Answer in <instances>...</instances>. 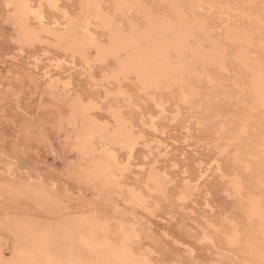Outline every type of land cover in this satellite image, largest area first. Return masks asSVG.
<instances>
[{
  "label": "rangeland",
  "instance_id": "1",
  "mask_svg": "<svg viewBox=\"0 0 264 264\" xmlns=\"http://www.w3.org/2000/svg\"><path fill=\"white\" fill-rule=\"evenodd\" d=\"M10 1L11 0H0V244L3 247V254L5 258H9V257L16 258L18 260L17 264H32L31 260L33 261V258H35L34 253L32 251V246L34 245L33 239L31 243V240L29 238V231H28L29 228H27V226L23 224L17 218L18 216H21L22 218H26V219H33L36 221L56 222L57 221L56 219H60V217L64 215L91 214V215L98 217L99 219L105 220L109 224L112 223L111 226H115L118 222L124 223L126 226H130L131 227L130 229L133 231L134 236H135L134 238L135 251L141 257L147 258L150 264H167V263L168 264H178V263L179 264H208L209 262H210L209 264H250V263L257 264V262H251L252 260L249 259L248 257L249 246L247 242V237L254 236V239L257 242H260V237L257 231L255 218L251 217L247 213V209L245 207H246L248 196L250 197L256 196V195L260 196L262 193H264V186L257 187L256 186L257 184H255L257 183L258 177H260L262 173V170H261L262 168L260 164L263 163L264 165V159L262 157L264 155L261 154V152L264 154V150H263L264 149V137H263L264 135V125H263L264 124V119H263L264 118L263 117L264 116V109H263L264 104H261L259 101L256 102L257 97L253 91H251L252 93H250L251 85H250V80L248 79H250L251 77V70H248V68L244 66L236 58L235 59L237 61L234 59L235 57L233 56L235 55L234 53L240 48L242 44L239 46L240 43L238 41H236L235 43L233 42L234 40H230L227 37H225L224 30L228 29L227 27H229V29L230 28L233 29L235 27L234 28L235 30L239 28L238 29L239 31H242L245 34L248 33L250 35V38H252L251 39L252 43L254 42L255 44V45L252 43L250 44V51L252 52L255 51L254 53H256V57L253 58L255 54L253 53L254 55L253 54L250 55L252 52L251 53L249 52L250 58H253V59L256 58L257 60L260 59L259 61L260 62L262 61V63H264V60H263L264 59V56H263L264 55V51H263L264 50V46H263L264 45L263 44L264 24H262L264 23V0H243V1L242 0L240 1L238 0H228V1L227 0H214V1L208 0L207 2H205L206 0H203L204 1V2L202 1L203 3L205 4L208 3V4H206V6L202 4L203 7L201 6V8H198L200 11H198V9L194 10L195 14H194L193 9L189 7L191 6L190 1L182 0L180 3V0H177L179 1V3L178 2L177 3L180 5V7L184 9L182 11H184V13L188 17H192L193 15L199 18L201 21L205 18L203 20V23L205 24L207 23L206 24L207 27L205 24L204 26L206 29L210 28L208 29V31L210 30L209 32L207 30H205V32H206V35L208 34L207 36H209L210 39L212 40L215 39L216 42L219 40L218 43L221 44V46L223 47V50H225L224 46H227L226 50L224 51V53H226L224 54L225 58L223 56L221 65L218 66V64L215 63L216 65L212 64L210 66H207L208 75L210 73L209 77L205 78L204 76L201 75V78H197L202 83H198V80H193L195 91H196V87L198 88L197 90H199V91H196V94L194 95V97L192 96L189 99H187L186 97L188 101L182 99L183 101L180 100L179 102L178 100L181 99L180 97L183 95L181 94L180 86H177L178 84L172 85L173 87L171 86V89L170 87L167 89L165 86H162L161 88H159V90L156 89L154 91L152 90L149 91L150 93L152 92L154 93V94H150L148 92L149 97H153V98L155 97V99L157 98V100L152 99V98L149 99L147 95L144 96L146 92L142 94L144 90L143 89H142L143 91L140 90L142 86L140 87V84L138 80H136L137 78L135 77L133 73H130V74L128 73V76L118 73L117 71L118 69L116 68L117 63H116V59L114 56L111 55V57H109L108 55L106 56V58L102 60L100 59L101 61L91 58L93 56H90L89 59L91 60L88 59L89 62H86L83 56H80L78 54L73 55L71 51L69 50L64 51L66 49V44L64 43V41L58 42V40H56L55 38V34L57 33V30L58 32L63 31L67 27L66 26L67 19L71 18V17L69 18L65 17L67 16V14H69L68 16H72L70 20L78 19L82 16L83 11H84L83 2H81L82 0H58L57 8L59 7V9H55L51 7L49 5L50 4L49 0H42V4H41L42 6L40 5L41 8L43 9L42 14H44L42 20H43V23L45 24L44 27L46 25L47 27L44 28L43 26L38 24L33 18L30 19V25L37 32L39 30L42 31L43 29L46 30L49 28L50 32L52 33H48V32L46 33L45 31L44 32L39 31L38 37L34 39L33 41H23L20 39L18 32L16 31V28L12 23L14 7ZM106 1L108 2L107 4H106ZM153 1L152 0H140V1L138 0V3H140L142 6L144 5L147 10L149 9V7H151V9H149V12L151 14L153 13L154 15H160V14L163 15L164 13V15L168 16V5L171 2V0L170 2L167 0H166L167 2L162 0L161 4L163 3V5L160 4L161 0L160 1L153 0ZM209 1L211 2L210 4H209ZM225 1L227 2V5ZM232 1H234L235 3ZM32 2L38 3V0H33ZM100 2H101L100 3L101 11H103V13L106 15H107L106 12H108L109 15L110 14L113 15V18L110 15L112 20L114 19V22L116 21L118 25L120 24L119 26L120 27L122 26L123 29L129 23L139 24L140 21H142V18L140 17V15H138V12L135 8H130V10L133 9L132 12L130 10H126L127 12L128 11L131 12L130 14L128 12L129 14L128 15V14H125V11L116 12L113 9L114 5L112 3L113 2L112 0H101ZM228 2L230 4H228ZM232 4L237 6V8L239 6V8L237 9L236 7H234V5L232 6ZM60 8H63V9H60ZM65 10L67 12L66 15L65 16L61 15L63 14V11ZM248 11H250V13ZM112 12H115V13H112ZM245 12L247 13V15ZM138 17H140L141 19H139ZM59 18H61V20H59ZM131 19L134 21H132ZM92 21L95 23L93 24L94 27L96 26H99V27H96L95 29L91 25L93 23ZM99 21L100 20H97V19L96 20L91 19L92 23L90 24L89 27L91 31H93V33L95 34L94 37H96L97 40L98 39L101 40L102 44L109 43L108 42L109 40L108 32L107 30H105L106 28L103 29V27H100L102 26V23ZM225 23H227L228 25L231 24L232 26L231 25L227 26L225 25ZM223 24L224 26H221ZM233 25L235 26L233 27ZM41 27H43L42 30H41ZM215 27L216 29L214 30ZM211 28H213L215 32H213ZM222 28L224 30H222ZM217 35L219 38L217 37ZM99 40H98V43L101 44L100 43L101 41L99 42ZM237 46L239 48H237ZM261 47L263 50L261 49ZM44 49L48 51V53L45 52ZM233 50H236V51H233ZM70 54H72V56H70ZM63 58L65 61L63 60ZM227 58L229 59L227 60ZM225 59H226V61H224L225 64H223V60ZM238 62L241 64H239ZM63 63L64 65H62ZM95 63L98 65H96ZM229 64L232 66H230ZM87 65L89 67L91 66L92 67L88 68ZM223 65L226 66V67L224 66L225 67L224 73L223 71H221L222 70L221 68L223 67ZM114 66H115L114 70L116 69L115 71L113 70ZM109 67L110 68L112 67V68L109 69ZM105 73L107 75H104ZM124 77L126 79H124ZM210 77L213 79L211 80ZM214 77L216 79H214ZM106 78L111 82V86L109 84L110 82ZM119 78L121 82L118 81L117 83V80H119ZM54 79L55 80L58 79V80L55 82ZM64 79L65 80L69 79L68 80V82H70L69 85L64 86V83H65ZM234 79H236L238 82ZM205 80H207L208 82L206 81L207 82L206 83ZM239 80L241 81V83ZM210 81H212L211 85L209 84ZM216 81L217 83L218 82L222 83V86L220 84L219 90L217 88L216 89L214 88L215 91L211 92L212 91L210 90L211 88L213 89V87H216V86L218 87L219 83L216 84L215 83ZM222 81H225V82H222ZM50 82H54L56 84V87L54 89L50 87ZM105 85L106 87L108 86V88H106ZM229 85H230L231 90L229 89ZM240 85L241 87H238ZM117 86H119L120 89ZM208 86L209 87L211 86V88L209 89ZM220 87L222 90L220 89ZM226 87H228V89ZM113 88H115L116 91H114L115 89ZM204 89H206V91ZM112 90L115 93L114 92L111 93ZM133 91L135 93L136 92L139 93L140 91L139 95H141V97L140 96L138 97L137 93L136 95H134L135 93ZM155 91H156V94H155ZM170 92L173 94L174 97L172 96ZM202 92H205V93H202ZM203 94L205 95V97ZM209 94L210 95L212 94L211 97L209 96ZM215 94L216 95L218 94V99H217V96H215ZM234 95H236L238 98ZM136 96L138 97L137 100H136L137 98ZM213 96H215L214 99H213ZM59 97L60 99H58ZM208 97L210 98V101ZM231 97H233L234 99V100L232 99L233 102L230 101V99L228 100V98H231ZM79 98L81 99V101L83 100L82 104L84 105L88 104L92 106L91 107L92 109H90V116L93 115V117L95 116V118H93L92 116L91 118L93 120H96L97 118L98 120L96 121L100 125L104 124L102 126H105L109 131H113L116 128L117 121H116V117L114 116V113L116 112L119 113V111L121 112L119 113L120 115L123 114L121 115V117L124 116L123 119L127 122V124H131L132 126H134L132 127V129H133V132L136 134L134 136H137L136 137L137 143L134 146V151L132 153V156L129 158V164H130L129 167H126L127 169L125 168L123 169L124 173L121 174L122 176L118 175L121 178V179L119 178L120 186L114 185L115 188L114 186H106V187L101 186L100 187V185L98 184L99 186L97 187V184H95L96 190H92L94 188L93 186H91L90 182H84V181L82 182V180L84 179L82 175H80L81 170L79 171V173L75 171L76 167L79 166V168L80 167L85 168V166L87 165V162L85 159L86 157H84L83 155H80L81 153L78 151L79 148H78L77 140H76V131H78L79 123L76 122L74 124H71V122L69 121V117L72 113V108L70 110V107L72 106V103ZM206 98L210 102V103L208 102L210 106L208 104L206 105L207 103L206 102L207 100H205ZM223 98L225 99V101ZM240 98L242 99V101ZM139 99L142 102H140ZM200 99H202L201 100V102L203 101L202 103H199ZM113 100H114V103H113ZM153 100L155 101L151 102ZM192 101H193V104H192ZM181 102H184V103L182 104ZM245 102L248 104H246ZM197 103H199V105L196 106ZM97 104L100 106L99 108H97L98 106ZM127 104H129L128 107L129 106L131 107L132 105L133 108L132 107L131 108L134 110L131 111V108L130 107L128 108L126 106ZM260 104L262 105L261 107L259 106ZM134 105H138V106H134ZM191 105L193 107H191ZM115 107H117L119 110L116 109ZM134 107H137V109ZM210 107H212L213 109ZM55 108H58L59 110ZM159 108L162 110H160ZM257 108L259 111L257 110ZM186 110L187 112H189L187 113L188 115L186 114ZM160 111L162 112L160 113ZM232 111H234V113ZM140 113L143 114V117L141 116V118H140ZM170 113L171 115L172 113H175L177 117L175 118L174 116L175 119L174 118L172 119L173 116L170 118L171 116ZM194 113L196 114L195 115L196 117L194 116ZM156 116H159V117H156ZM218 116L220 117L218 118ZM125 117L127 118L125 119ZM190 117H193V118H190ZM198 117L204 121H202L201 123V119H199ZM207 117L210 118V119L208 118L209 119L208 121H207ZM205 118H206V121H205ZM104 119H106L107 121H105ZM141 119H142V123H141ZM170 119H172L171 121H174V122H171ZM197 119L198 121H196ZM243 119H246V120H243ZM127 120H130L129 122H132V123H128ZM152 121L155 122V129H153V127H151L150 125ZM189 121L191 122L189 123ZM195 122H199L198 125H196L197 123ZM223 123L225 124L223 125ZM107 124H110L112 126H109ZM186 124L188 125V128ZM141 125H143L144 127ZM139 126L141 127L140 129H139ZM246 126H248L247 128L249 129H247ZM216 130L218 131L217 133H216ZM256 130L258 131L257 133H256ZM137 131H139V134L137 133ZM154 131H157V132H154ZM252 131L253 133H251ZM232 134L234 135V138H233L234 140L231 139L233 137ZM185 135L187 136L185 137ZM204 136L206 139L204 138ZM254 136L256 139L254 138ZM193 137L195 139H193ZM247 138H249V140ZM11 139H12V142H11ZM229 139H231L230 140L231 142L229 141ZM226 140L228 141V143ZM204 141L206 142L204 143ZM155 143H158L159 145L158 144L156 145ZM256 143L260 145H255ZM261 145H263V148H260L262 147ZM122 146H124V144L119 143L113 147L114 149L112 148L114 153L117 150L115 154L118 155L117 158L119 160V163L121 162L123 163V161L127 159V153H128L127 148L126 150H124L125 146L124 147ZM168 146L169 148H167ZM216 146H218L217 147L218 150L220 149L219 151L216 149ZM97 147L99 148L97 149V151L100 150L101 148L100 145H97ZM214 148L216 149L217 152H215ZM258 149L259 150L261 149V152ZM233 152L235 153L234 157L232 156L234 154ZM248 153L249 155H247ZM258 154L259 155L261 154L260 155L261 157ZM233 158L236 160V162ZM14 160H18V161H14ZM33 160H35V162ZM216 160L223 167L222 173H220V171L218 172L215 168V166L217 165ZM241 160L243 162L242 163L243 166H245L244 162L249 160L247 162H249V166L251 167V169L250 167L248 169L247 168L243 169L240 163ZM163 162L165 163L163 164ZM122 163L121 165L124 164ZM231 163L233 164L232 166H231ZM144 164L148 166H145ZM10 165L12 166L10 167ZM141 165L143 167H141ZM68 166L70 170H68ZM255 166L256 167L260 166L259 171L261 172H259L257 170L258 168H255ZM158 167H159V170L161 171V174L166 172L164 174H166L165 176L167 178L166 186L167 185L168 186L166 187L167 189L166 188L164 189L165 191H162L163 193L162 195H161V191H156L153 188H151L152 185L146 179L147 178L146 176H148V173L150 172V170L151 171L154 170L157 172ZM238 167L241 169V171ZM147 168L149 169L147 170ZM200 168H204V169H200ZM252 169L253 171H251ZM255 169L257 171H255ZM134 173L136 176H134ZM223 177L226 180H224ZM186 178H188L187 182L190 181L191 184L195 186V188L192 190L191 195L187 198V200L183 201L185 203H183L182 201L178 200L177 193L183 188L184 184L187 183ZM181 179L183 181H180ZM234 180H237L240 183L239 185L240 189H235L233 185L235 182ZM253 180L254 181L256 180V181L254 182ZM21 181L22 183H31L36 186H39L49 195H52L54 199L56 198V200H58L57 201L58 206L62 208V211L56 213V212H53L51 208L49 209V207L47 206L46 207L40 206L34 199L35 197L32 196L30 193H22V195L20 196L17 195L16 197L14 196L11 197L9 193L12 192L11 191L12 187L15 186L16 184H21ZM169 181L170 182L172 181L174 183H168ZM121 182L123 183L126 182L125 184L127 185L125 184L123 185V183ZM178 182L180 183V185ZM229 182H231L233 186L229 184ZM146 183H148L149 185H147ZM175 183H176V186H175ZM129 184H131V186L136 184L135 186L137 188L135 186L130 187ZM121 186L126 187V188H121ZM147 186H150L149 188L152 189L151 191L153 193L151 191L148 192ZM108 188L112 189V192ZM128 188L129 189L135 188L139 190L144 196H146L145 197L147 200L146 203L150 205V208L148 204H146L143 207V206H138L134 202L130 201L129 196L126 197L124 194V193H127L126 190H129ZM242 189L245 192H243ZM245 189L246 190L249 189V190L246 191ZM121 192H124V193H121ZM146 194L147 195L151 194L152 197H149ZM165 194H167L166 197H164ZM154 198L156 199V201H154ZM125 199L127 200V202L125 201ZM148 199H150L149 202H148ZM157 199H158V202H157ZM238 199L240 200L237 201ZM159 204L161 206H159ZM225 216L226 218H224ZM224 219L226 220L223 221ZM209 220H212V221H209ZM192 221H195V222H192ZM237 223L238 225H236ZM236 226H237V229H236ZM223 228L226 231L223 230ZM233 229H235L238 233V239L235 244L234 243L231 244L228 239V236L230 234L229 231L231 232ZM223 234L225 235L223 236ZM243 234L244 235L246 234V236H244ZM136 238H137V242L135 240ZM225 241L226 242L228 241V244ZM212 243L214 246L212 245ZM190 251L191 252L194 251V252L191 253ZM220 254H222V256ZM261 256L264 257V255H261ZM260 259L262 260L258 261V264H264V258H260Z\"/></svg>",
  "mask_w": 264,
  "mask_h": 264
},
{
  "label": "bare ground",
  "instance_id": "2",
  "mask_svg": "<svg viewBox=\"0 0 264 264\" xmlns=\"http://www.w3.org/2000/svg\"><path fill=\"white\" fill-rule=\"evenodd\" d=\"M33 1V0H32ZM31 0H11L10 2L12 3L13 7H14V12H13V16H12V23L16 28V31L18 32V35L20 37L21 40L23 41H33L34 39H36L38 37V33L39 31H35L31 25H30V19L33 18L38 24H40L41 26L44 27V23H43V9L41 8V4H42V0H38V3H33ZM58 0H49L50 2V6L55 8V9H59ZM101 1V0H100ZM99 0H82L81 2H83V14L80 18L78 19H74V20H70L72 18V16H68L69 14L66 15V10L63 11V14L65 17L69 18L67 19V23H66V28L63 31H59L57 30V33L55 34V38L56 40H58V42L64 41V43L66 44V50L71 51V53L74 54H78L80 56H83L84 59L86 60V62H89L90 56H93L91 58L97 59V60H102L104 58H106V56L109 55V57L114 56L116 59V63H117V71L118 73L122 74V75H127L128 73H133L135 75V77L137 78L136 80H138L140 87L142 86V88H140V90L143 91L142 94H144V92H146L144 94L147 95V97H149V91H154L156 89L159 90V88H161L162 86H165L167 89L174 84H178L177 86H180L181 88V94L183 96H179L181 99H179L178 97V102L182 99L188 101L187 99L191 98L192 96L194 97V95L196 94V91L198 88L196 87V91L193 85V80H198L197 78H201V75L204 76L205 78H208V69L207 66H210L212 64H218L221 65L222 63V59L224 54V51L226 50L227 46L225 47V50H223V47L221 46L219 42V40L216 42L215 39L212 40L209 38V36L206 35L205 30L208 31V29L205 28L203 23V19L202 21L197 18L196 16L192 17H188L184 11V9H182L180 7V5L178 4L179 1H174V0H167L169 1V5H168V16L164 15H154L153 13L151 14L149 12V9H151V7H149V9L147 10L145 8V6L141 5L140 3H138V0H112L113 2V9L116 12H124L125 14H128V12L126 10H130V8H135L138 12V15H140V17L142 18V21H140L139 24H134V23H129L124 29L123 27L121 28L117 22H114L113 15H110L107 13L104 14L103 11H101V2ZM140 1V0H139ZM153 1V0H152ZM160 1V0H159ZM165 2H167L166 0H163ZM182 0H180L181 3ZM186 1H190L191 7L194 10H197L198 8H201V6L203 7L206 6V4L208 3H203V0H186ZM203 1V2H202ZM208 0H206L205 2H207ZM214 1V0H213ZM228 1V0H227ZM240 1V0H238ZM243 1V0H242ZM115 2V3H114ZM154 2V1H153ZM162 0L160 1L161 4ZM178 2V3H177ZM226 2V1H225ZM234 2V1H232ZM10 3V5H11ZM108 2L106 1V4ZM189 3V2H188ZM211 2L209 1V4ZM235 3V2H234ZM246 3V2H244ZM251 3V2H250ZM8 4V3H6ZM103 4V2H102ZM105 4V5H106ZM145 4V3H143ZM203 4V5H202ZM216 4V3H215ZM228 4H230L228 2ZM41 5V6H40ZM147 5V4H146ZM163 5V3L161 4ZM182 5V4H181ZM212 5V4H211ZM227 5V2H226ZM234 4H232L233 6ZM248 5V4H247ZM246 5V6H247ZM225 6V5H224ZM230 6V5H229ZM243 6V5H242ZM249 6V5H248ZM210 7V6H208ZM234 7L237 8V6L234 5ZM184 8V7H183ZM212 8V7H210ZM235 8V9H236ZM239 8V6H238ZM237 8V9H238ZM249 8V7H248ZM255 8V7H254ZM42 9V10H41ZM63 9V8H60ZM54 10V9H53ZM107 10V9H106ZM133 9H131L130 11L132 12ZM135 10V11H136ZM159 10V9H158ZM234 10V9H233ZM242 10V8H241ZM244 10V9H243ZM246 10V8H245ZM244 10V11H245ZM253 10V9H252ZM111 11V9H110ZM109 11V12H110ZM134 11V13H135ZM151 11V10H150ZM167 11V9H166ZM188 11V9H187ZM192 11V10H191ZM198 11H200L198 9ZM203 11V10H202ZM105 12V11H104ZM127 12V13H126ZM129 12V14L131 13ZM242 12V11H241ZM250 13V11H248ZM115 13V12H112ZM191 13V12H190ZM203 13V12H202ZM246 13V12H245ZM128 14V15H129ZM166 14V13H165ZM195 14V11H194ZM201 14V13H200ZM240 14V12H239ZM137 15V14H136ZM137 15V16H138ZM221 15V14H220ZM225 15V14H224ZM223 15V16H224ZM243 15V14H241ZM247 15V13H246ZM249 15V14H248ZM257 16V15H256ZM140 17H138L139 19H141ZM200 17V16H199ZM247 17V16H246ZM46 18V17H45ZM63 18V17H61ZM61 18H59V20H61ZM221 18V17H220ZM91 19H97L100 20L99 22L102 23V26L106 28L105 30H107L108 35H109V43H106L108 45H106L105 43L102 44V41L99 40V42L102 44L98 43V40L96 39V37H94V33L93 31H91L90 29V24L93 22H91ZM129 19V18H128ZM208 19V18H207ZM250 19V18H249ZM64 20V19H63ZM126 20V19H125ZM132 20V19H131ZM66 21V20H65ZM134 21V20H132ZM251 22V20H250ZM98 23V22H97ZM96 23V25H97ZM136 23V22H135ZM210 23V22H208ZM238 23V22H237ZM256 23V22H255ZM93 24H95L94 22L91 24L93 26ZM207 24V23H206ZM205 24V25H206ZM229 24V22H228ZM227 23H225V25H228ZM233 24V23H232ZM264 24V23H262ZM63 25V24H61ZM99 25V24H98ZM211 26V25H210ZM209 26V27H210ZM221 26H224L221 25ZM226 26V27H227ZM232 26V25H231ZM235 25H233L234 27ZM35 27V26H34ZM41 27V30L42 28ZM47 27V25L45 26ZM44 27V28H45ZM64 27V26H63ZM94 27V26H93ZM99 27V26H96ZM96 27H94L96 29ZM207 27V25H206ZM219 27V26H218ZM217 27V28H218ZM238 27V26H236ZM260 27V25H259ZM51 28V27H50ZM220 28V27H219ZM228 29H223L224 30V36L227 37L230 40H234L233 42L236 43V41H238L240 44V48L237 46V48H239L237 50H233L236 51L233 55L235 56L234 59L236 58L238 61H240L244 66H246L248 68V70H251V77L250 79V93H252L251 91H253L257 97L256 102H260L261 104H264V63H262V61L260 62L259 60H257L256 58L253 59L254 57H256V53H254L255 51H250V44L252 43L250 38V35L248 36L247 34L243 33L242 31H239L238 29L235 30L233 29H229V27H227ZM38 29V28H36ZM53 29V28H52ZM98 29V28H97ZM100 29V28H99ZM213 30V28H211ZM216 29V27L214 28V30ZM221 29V28H220ZM56 30V29H55ZM62 30V29H61ZM213 30V32H215ZM261 30V29H259ZM48 32V33H52L50 32L49 28L46 30H42L40 32ZM95 31V30H94ZM210 31V30H209ZM208 31V32H209ZM257 31V30H256ZM246 32V31H244ZM249 32V31H248ZM212 33V32H210ZM54 34V33H53ZM50 35V34H49ZM107 35V36H108ZM220 35V34H219ZM259 35V34H258ZM213 36V35H212ZM101 37V36H100ZM211 37V36H210ZM218 37V35H217ZM221 37V36H220ZM253 37V36H252ZM213 38V37H212ZM219 38V37H218ZM223 38V37H222ZM226 38V39H227ZM44 39V38H43ZM264 39V38H263ZM226 41V40H225ZM51 42V41H50ZM56 42V41H55ZM232 42V43H233ZM237 42V43H238ZM21 43V42H20ZM234 43V44H235ZM262 43V42H260ZM60 44V43H59ZM58 44V45H59ZM254 44V42L252 43ZM258 44V42H257ZM264 44V41H263ZM105 45V46H103ZM236 45V44H235ZM255 45V44H254ZM252 46V45H251ZM261 46V45H260ZM258 46V47H260ZM264 46V45H263ZM28 47V46H27ZM253 47V46H252ZM61 49V48H59ZM233 49V48H231ZM262 49V47H261ZM45 50V49H44ZM253 50V49H252ZM263 50V49H262ZM264 51V50H263ZM45 52L48 53V51L45 50ZM251 54H250V53ZM66 53V52H65ZM255 55H254V54ZM258 53V52H257ZM50 54V53H49ZM72 54H70V56H72ZM250 55H254L253 58H250ZM263 54V53H262ZM61 55V54H60ZM259 55V54H258ZM232 56V58H233ZM261 56V55H260ZM264 56V55H263ZM60 57V56H59ZM62 57V56H61ZM252 57V56H251ZM71 58V57H70ZM74 58V57H73ZM225 58V56H224ZM231 58V57H230ZM35 59V58H34ZM72 59V58H71ZM89 59V60H88ZM229 58H227L228 60ZM235 59V60H236ZM64 60V58H63ZM100 60V61H101ZM236 60V61H237ZM264 60V59H263ZM55 61V60H54ZM65 61V60H64ZM67 61V60H66ZM225 60H223V64H225ZM73 62V60H72ZM91 62V61H90ZM93 62V61H92ZM58 63V62H57ZM94 63V62H93ZM100 63V62H99ZM115 63V65H116ZM239 63V62H238ZM239 63V64H241ZM96 64V63H95ZM215 64V65H216ZM228 64V63H227ZM58 65V64H57ZM64 65V63L62 64ZM98 65V64H96ZM214 65V66H215ZM230 65V64H229ZM242 65V66H243ZM82 66V65H80ZM88 66V65H87ZM225 65H223V67L221 68L224 73V67ZM232 66V65H230ZM237 66V65H236ZM35 67V66H34ZM92 67V66H91ZM88 66V68H91ZM100 67V66H99ZM213 67V66H212ZM112 68V67H111ZM109 67V69H111ZM115 66L113 67L114 70ZM216 68V67H215ZM243 68V67H242ZM94 69V68H93ZM98 69V68H97ZM227 69V68H226ZM237 69V68H236ZM61 70V69H60ZM89 70V69H88ZM102 70V69H101ZM116 70V69H115ZM114 70V71H115ZM62 71V70H61ZM69 71V70H68ZM105 71V70H104ZM219 71V72H221ZM228 71V70H227ZM233 71V70H232ZM235 71V70H234ZM240 71V70H239ZM63 72V71H62ZM91 72V71H90ZM89 72V73H90ZM210 72V71H209ZM248 72V71H247ZM8 73V72H7ZM45 73V72H43ZM48 73V72H47ZM95 73V71H94ZM102 73V71H101ZM117 73V72H116ZM249 73V72H248ZM82 74V73H81ZM88 74V73H87ZM110 74V73H109ZM108 74V75H109ZM217 74V73H216ZM104 75H107L106 73ZM224 75V74H223ZM47 76V74H46ZM72 76V75H71ZM95 76V75H94ZM121 76V75H120ZM212 76V74H211ZM250 76V75H249ZM69 77V76H68ZM67 77V78H68ZM101 77V75H100ZM107 77V76H106ZM110 77V76H109ZM219 77V76H218ZM217 77V78H218ZM225 77V76H224ZM97 78V77H96ZM108 78V77H107ZM106 78V79H107ZM204 78V79H205ZM211 78V77H210ZM242 78V77H241ZM249 78V77H248ZM53 79V78H51ZM66 79V78H65ZM64 79V80H65ZM70 79V78H69ZM68 79V80H69ZM100 79V78H99ZM110 79V78H109ZM118 79V78H117ZM124 79H126L124 77ZM129 79V78H128ZM203 79V80H204ZM213 78H211L212 80ZM214 79H216L214 77ZM233 79V77H232ZM247 79V78H246ZM55 80V79H54ZM58 80V79H57ZM55 80V82L57 81ZM68 80H65L64 86L69 85L70 82H68ZM95 80V79H94ZM108 80V79H107ZM106 80V81H107ZM133 80V79H131ZM236 80V79H234ZM22 81V80H21ZM53 81V80H52ZM67 81V82H66ZM98 81V80H97ZM104 81V80H103ZM109 81V80H108ZM116 81V79H115ZM119 80H117V83ZM130 81V80H129ZM207 80H205L206 82ZM215 81V80H214ZM237 81V80H236ZM240 81V80H239ZM247 81V80H246ZM100 82V81H99ZM110 82V81H109ZM108 82V83H109ZM121 82V81H120ZM131 82V81H130ZM208 82V81H207ZM206 82V83H207ZM210 81V85H211ZM225 82V81H222ZM235 82V81H234ZM238 82V81H237ZM243 82V81H242ZM97 83V82H96ZM101 83V82H100ZM133 83V82H132ZM135 83V82H134ZM198 83H202L200 82V80H198ZM216 84H218V87H213V89L211 88V86L209 87L210 90H212L211 92L215 91V89L217 88L219 90V85L222 83L217 81L215 82ZM227 83V82H226ZM241 83V81H240ZM247 83V82H246ZM95 84V83H94ZM111 86V82L109 83ZM108 84V86H109ZM195 84V83H194ZM213 84V83H212ZM215 84V85H216ZM238 84V83H237ZM243 84V83H242ZM134 85V84H133ZM137 85V84H136ZM214 85V86H215ZM236 85V84H235ZM72 86V85H71ZM75 86V85H74ZM108 86L105 87L108 88ZM198 86V85H197ZM226 86V85H225ZM233 86V85H232ZM50 87L51 88H55L56 84L54 82H50ZM76 87V86H75ZM119 87V86H117ZM116 87V88H117ZM173 87V86H172ZM238 87H241L238 86ZM249 87V85H248ZM112 88V87H111ZM136 88V86H135ZM165 88V89H166ZM215 88V89H214ZM223 88V87H222ZM228 89V87H226ZM235 88V87H234ZM115 89V88H113ZM118 89V88H117ZM120 89V87H119ZM125 89V87H124ZM202 89V88H201ZM207 89V88H206ZM206 89H204L206 91ZM221 89V87H220ZM229 89L230 85H229ZM239 89V88H238ZM69 90V89H68ZM107 90V89H105ZM157 90V91H158ZM164 90V89H163ZM216 90V91H218ZM222 90V89H221ZM242 90V89H241ZM77 91V90H76ZM116 91V89L114 90ZM112 90L111 93L114 92ZM141 91V92H142ZM162 91V90H161ZM171 91V90H170ZM203 91V90H202ZM228 91V90H227ZM246 91V90H245ZM19 92V91H18ZM125 92V90H124ZM134 92V91H133ZM149 92V93H148ZM172 92V91H171ZM170 92V93H171ZM210 92V93H211ZM225 92V91H224ZM235 92V91H234ZM241 92V91H240ZM115 93V92H114ZM127 93V92H126ZM135 93V92H134ZM137 93V92H136ZM136 93L134 95H136ZM169 93V94H170ZM205 93V92H202ZM209 93V92H207ZM215 93V92H214ZM212 93V94H214ZM242 93V92H241ZM59 94V93H58ZM140 91L139 93H137L138 97L141 95ZM150 94H154L153 92ZM156 94V91H155ZM172 94V93H171ZM211 94V95H212ZM245 94V93H244ZM19 95V94H18ZM17 95V96H18ZM110 95V94H109ZM116 95V94H115ZM121 95V94H120ZM119 95V96H120ZM127 95V94H126ZM130 95V94H129ZM199 95V94H197ZM204 95V94H203ZM211 95L209 94V96L211 97ZM228 95V94H227ZM231 95V94H230ZM241 95V94H240ZM79 96V95H78ZM111 96V95H110ZM125 96V94H124ZM154 96V95H153ZM162 96V95H161ZM173 96V94H172ZM178 96V94H177ZM176 96V97H177ZM215 96H217L218 99V94ZM213 96V99L214 97ZM224 96V95H223ZM222 96V97H223ZM236 96V95H234ZM250 96V95H249ZM254 96V95H253ZM61 97V96H60ZM60 97L58 99H60ZM77 97V96H76ZM109 97V96H107ZM106 97V98H107ZM123 97V96H122ZM128 97V96H127ZM137 97V96H136ZM138 97L136 98V100L138 99ZM160 97V96H159ZM174 97V96H173ZM187 97V99H186ZM205 97V95H204ZM203 97V98H204ZM229 97V96H227ZM237 97V96H236ZM55 98V97H54ZM102 98V97H101ZM125 98V97H124ZM123 98V99H124ZM130 98V97H129ZM155 99V97H149V99ZM167 98V97H166ZM196 98V97H195ZM198 98V97H197ZM209 98V97H208ZM235 98V97H234ZM238 98V97H237ZM236 98V99H237ZM90 99V98H89ZM118 99V98H117ZM127 99V98H126ZM125 99V100H126ZM160 99V98H158ZM199 99V98H198ZM216 99V101H217ZM224 99V98H223ZM226 99V97H225ZM224 99V101H225ZM230 99V101L233 102V97L228 98V100ZM233 99V100H232ZM241 99V98H240ZM17 100V99H16ZM140 100V99H139ZM146 100V99H145ZM157 100V98L155 99ZM155 100L151 101L154 102ZM164 100V99H163ZM196 100V99H194ZM202 99H200L199 103L201 102ZM204 100V99H203ZM205 100H207L206 105L208 104L210 106V98L209 101L206 98ZM245 100V99H244ZM90 101V100H88ZM116 101V100H115ZM123 101V100H122ZM213 101V100H212ZM227 101V99H226ZM229 101V102H230ZM238 101V100H237ZM242 101V99H241ZM71 102V101H70ZM83 100L81 101V99H77L72 103V106L70 107V110L72 108V113L69 117V121L71 122V124H74L76 122L79 123V128L78 131H76V140H77V145H78V151L81 153L80 155H83L84 157H86V162L87 165L85 166V168H79L76 167V172L79 173L80 171V175H82L83 179L82 182H90L91 186H93L94 189L92 190H96V185L97 187L100 185L101 186H120V177L122 176L121 174L124 173L123 169H127L126 167H129V158L132 156V153L134 151V146L137 143V136L134 132L131 124H127V122L123 119V117H121V115L123 114H119L121 113L119 111L114 113V116L116 117V121H117V126L113 131H109L105 126H102L104 124L100 125L96 120H98L96 118V120H93L91 118V116L93 117V115L90 116V109H92L90 105H84L82 104ZM124 102V101H123ZM132 102V101H131ZM140 102H142L140 100ZM160 102V100H159ZM177 102V103H178ZM209 102V103H208ZM236 102V101H235ZM240 102V101H239ZM69 103V102H67ZM94 103V102H93ZM97 103V102H96ZM114 103V100H113ZM116 103V102H115ZM126 103V101H125ZM136 103V102H135ZM138 103V102H137ZM145 103V102H143ZM167 103V102H166ZM182 104L184 102H181ZM188 103V102H187ZM199 103L196 104L199 105ZM212 103V102H211ZM231 103V102H230ZM246 103V102H245ZM45 104V103H44ZM86 104V103H85ZM112 104V103H111ZM141 104V103H140ZM157 104V103H156ZM164 104V103H162ZM174 104V103H173ZM193 104V101H192ZM227 104V103H226ZM239 104V103H237ZM236 104V105H237ZM242 104V103H241ZM248 104V103H246ZM250 104V103H249ZM259 105L260 107L262 105ZM70 105V104H69ZM98 105V104H97ZM110 105V104H109ZM108 105V106H109ZM129 104H127L126 106L128 107ZM139 105V104H138ZM138 105H134V106H138ZM145 105V104H144ZM147 105V104H146ZM155 105V103H154ZM158 105V104H157ZM160 105V103H159ZM166 105V104H165ZM212 105V104H211ZM228 105V104H227ZM235 105V104H234ZM233 105V106H234ZM253 105V104H252ZM257 105V104H256ZM255 105V106H256ZM54 106V105H53ZM63 106V105H62ZM176 106V105H174ZM178 106V105H177ZM258 106V105H257ZM47 107V106H46ZM100 106L98 105L97 108H99ZM111 107V106H110ZM120 107V106H119ZM125 107V106H124ZM130 107V106H129ZM128 107V108H129ZM132 107V105H131ZM130 107V108H131ZM140 107V106H139ZM159 107V106H158ZM185 107V106H184ZM189 107V106H187ZM191 107H193L191 105ZM190 107V108H191ZM202 107V106H201ZM229 107V106H227ZM48 108V107H47ZM61 108V107H60ZM69 108V107H68ZM116 109H118L117 107H115ZM127 108V109H128ZM133 108V107H132ZM131 108V111H133L134 109ZM137 109V107H134ZM155 108V107H154ZM161 108V107H160ZM159 108V109H160ZM167 108V107H166ZM172 108V107H171ZM196 108V107H194ZM199 108V107H197ZM212 108V107H210ZM232 108V107H231ZM238 108V107H237ZM240 108V106H239ZM242 108V106H241ZM259 108V107H258ZM257 108V110H258ZM53 109V108H52ZM58 109V108H55ZM96 109V108H95ZM165 109V108H164ZM173 109V108H172ZM185 109V108H184ZM206 109V108H205ZM213 109V108H212ZM228 109V108H227ZM230 109V108H229ZM264 109V107H263ZM262 109V110H263ZM59 110V109H58ZM94 110V109H93ZM106 110V109H105ZM104 110V111H105ZM119 110V109H118ZM139 110V108H138ZM153 110V109H152ZM162 110V109H160ZM166 110V109H165ZM177 110V109H176ZM192 110V109H191ZM195 110V109H194ZM198 110V109H197ZM201 110V109H200ZM204 110V108H203ZM220 110V109H219ZM261 110V109H260ZM111 111V109H110ZM130 111V112H131ZM159 111V110H158ZM167 111V110H166ZM206 111V110H205ZM204 111V112H205ZM240 111V110H239ZM249 111V110H248ZM259 111V110H258ZM21 112V111H20ZM140 112V111H139ZM162 111H160L161 113ZM164 112V111H163ZM168 112V111H167ZM176 112V111H174ZM178 112V111H177ZM215 112V111H214ZM234 113V111H232ZM255 112V111H254ZM263 112V111H262ZM58 113V112H57ZM183 113V112H182ZM189 113L186 110V114ZM198 113V112H196ZM217 113V112H216ZM220 113V112H219ZM256 113V112H255ZM61 114V113H60ZM59 114V115H60ZM110 114V113H109ZM165 114V113H164ZM177 114V113H176ZM201 114V113H199ZM203 114V113H202ZM205 114V113H204ZM222 114V113H221ZM229 114V113H228ZM239 114V113H238ZM241 114V113H240ZM113 115V113H112ZM111 115V116H112ZM154 115V114H153ZM158 115V114H157ZM161 115V114H160ZM171 115V113H170ZM179 115V114H178ZM188 115V114H187ZM186 115V116H187ZM196 114L194 113V116ZM220 115V114H219ZM245 115V114H243ZM252 115V114H251ZM257 115V114H256ZM255 115V116H256ZM136 116V115H135ZM141 116L143 117V114L140 113V118ZM167 116V115H166ZM173 116V117H172ZM177 117L175 115V113H172V115L170 116V118L172 117V119ZM193 116V117H194ZM221 116V115H220ZM218 116V118L220 117ZM227 116V115H226ZM230 116V115H229ZM250 116V115H249ZM248 116V117H249ZM262 116V115H261ZM60 117V116H59ZM133 117V116H132ZM138 117V116H137ZM152 117V116H151ZM155 117V116H154ZM159 117V116H156ZM190 117V118H193ZM196 117V116H195ZM225 117V116H224ZM247 117V119H248ZM264 117V116H263ZM95 118V116L93 117ZM127 117H125L126 119ZM130 118V117H129ZM139 118V117H138ZM147 118V117H146ZM174 118V119H175ZM182 118V116H181ZM199 118V117H198ZM209 117H207V121L210 119H208ZM252 118V117H251ZM258 118V117H257ZM154 119V118H153ZM166 119V118H165ZM170 119V121L172 120ZM188 119V118H187ZM186 119V120H187ZM201 119V118H199ZM216 119V118H215ZM254 119V118H253ZM264 119V118H263ZM103 120V119H102ZM101 120V121H102ZM105 121H107L106 119H104ZM115 120V118H114ZM182 120V119H181ZM189 120V119H188ZM195 120V118H194ZM193 120V122H194ZM212 120V119H211ZM246 120V119H243ZM104 121V122H105ZM128 123H132L129 122L130 120H127ZM145 121V120H144ZM147 121V120H146ZM156 121V120H154ZM152 121L151 122V127H153V129H155V122ZM164 121V120H163ZM198 121V119L196 120ZM201 119V123H202ZM206 121V118H205ZM250 121V120H249ZM262 121V120H261ZM169 122V120H168ZM174 122V121H171ZM170 122V123H171ZM191 121H189L190 123ZM240 122V121H239ZM116 123V122H115ZM140 123V122H139ZM141 123H142V119H141ZM140 123V124H141ZM197 123L196 125H198L199 122H195ZM222 123V122H221ZM226 123V122H225ZM223 123V125L225 124ZM17 124V122H16ZM181 124V123H180ZM185 124V122H184ZM193 124V123H192ZM217 124V123H216ZM244 124V123H243ZM250 124V123H249ZM109 126H112L110 124H107ZM106 125V126H107ZM187 125V124H186ZM203 125V124H202ZM219 125V124H218ZM222 125V126H223ZM228 125V124H227ZM242 125V124H241ZM257 125V123H256ZM264 125V124H263ZM60 126V125H59ZM143 126V125H141ZM221 126V127H222ZM238 126V125H237ZM261 126V124H260ZM136 127V126H135ZM144 127V126H143ZM148 127V126H147ZM224 127V126H223ZM222 127V128H223ZM248 126H246L247 128ZM254 127V126H252ZM251 127V128H252ZM256 127V126H255ZM58 128V127H57ZM138 128V127H137ZM141 127L139 126V129ZM186 128V127H185ZM188 128V125H187ZM214 128V127H213ZM235 128V127H234ZM243 128V127H242ZM257 128V127H256ZM12 129V128H11ZM152 129V130H153ZM200 129V127H199ZM202 129V128H201ZM249 129V128H247ZM59 130V129H58ZM57 130V131H58ZM151 130V131H152ZM184 130V129H183ZM186 130V129H185ZM196 130V129H195ZM220 130V129H219ZM224 130V129H223ZM245 130V129H244ZM251 130V129H250ZM150 131V130H149ZM161 131V130H160ZM192 131V130H191ZM197 131V130H196ZM206 131V130H205ZM214 131V130H213ZM221 131V130H220ZM249 131V130H248ZM142 132V131H140ZM157 132V131H154ZM218 131L216 130V133ZM258 131L256 130V133ZM262 132V131H261ZM59 133V132H58ZM57 133V134H58ZM137 133L139 134V131H137ZM153 133V132H151ZM160 133V132H159ZM191 133V132H189ZM221 133V132H220ZM238 133V132H237ZM241 133V132H240ZM245 133V132H244ZM253 133V131L251 132ZM45 134V133H44ZM43 134V135H44ZM71 134V133H70ZM150 134V132H149ZM198 134V133H197ZM201 134V133H199ZM236 134V133H235ZM246 134V133H245ZM261 134V133H260ZM142 135V134H141ZM147 135V134H146ZM191 135V134H190ZM213 135V134H212ZM233 135V134H232ZM238 135V134H237ZM243 135V134H242ZM248 135V134H247ZM250 135V134H249ZM257 135V134H256ZM140 136V135H139ZM143 136V135H142ZM187 135H185L186 137ZM216 136V135H215ZM151 137V136H150ZM196 137V136H195ZM198 137V136H197ZM220 137V135H219ZM232 137V136H231ZM237 137V136H236ZM245 137V136H244ZM252 137V135H251ZM264 137V135H263ZM140 138V137H139ZM189 138V137H187ZM205 138V136H204ZM224 138V137H223ZM234 138V135L231 139ZM255 138V136H254ZM144 139V137H143ZM153 139V138H152ZM157 139V138H156ZM191 139V138H190ZM193 139H195L193 137ZM206 139V138H205ZM210 139V138H209ZM219 139V138H218ZM229 139V141L231 140ZM236 139V138H235ZM240 139V138H239ZM246 139V138H245ZM249 140V138H247ZM256 139V138H255ZM49 140V139H48ZM73 140V139H72ZM97 140V141H96ZM141 140V139H140ZM158 140V139H157ZM211 140V139H210ZM213 140V139H212ZM223 140V139H222ZM234 140V139H233ZM232 140V141H233ZM237 140V139H236ZM241 140V139H240ZM59 141V140H58ZM153 141V140H152ZM162 141V140H161ZM221 141V140H219ZM227 141V140H226ZM239 141V140H238ZM251 141V140H250ZM12 142V139H11ZM38 142V141H37ZM157 142V141H155ZM165 142V141H163ZM161 142V143H163ZM201 142V141H200ZM206 141H204L205 143ZM212 142V141H211ZM214 142V141H213ZM231 142V141H230ZM234 142V141H233ZM236 142V141H235ZM119 143H123L125 146V149L127 148V159H125L123 161V165H121V163H119V160L117 158L118 155H116L115 153L117 152V150L113 151V147L116 146ZM159 143V142H158ZM158 143H155L156 145ZM190 143V142H189ZM209 143V142H208ZM228 143V141H227ZM42 144V143H41ZM143 144V143H142ZM145 144V143H144ZM149 144V143H147ZM226 144V143H225ZM231 144V143H230ZM235 144V143H234ZM241 144V143H240ZM252 144V143H251ZM61 145V144H60ZM97 145H100V150L97 151V149H99L97 147ZM121 145V144H120ZM159 145V144H158ZM163 145V144H161ZM160 145V146H161ZM227 145V144H226ZM233 145V144H232ZM255 145H260V144H255ZM52 146V145H51ZM70 146V145H69ZM122 146V147H124ZM143 146V145H142ZM146 146V145H145ZM165 146V145H163ZM206 146V144H205ZM219 146V145H218ZM216 146V149L217 147ZM223 146V145H222ZM263 148V145H261ZM40 147V146H39ZM53 147V146H52ZM120 147V146H119ZM155 147V146H154ZM158 147V146H157ZM156 147V148H157ZM228 147V146H227ZM239 147V146H238ZM244 147V146H243ZM248 147V146H246ZM63 148V147H62ZM113 148V149H112ZM165 148V147H164ZM169 148V146L167 147ZM245 148V147H244ZM259 148V147H257ZM215 149V148H214ZM215 149V152H217ZM54 150V149H53ZM52 150V151H53ZM149 150V149H148ZM156 150V149H154ZM218 150V149H217ZM220 150V149H219ZM218 150V151H219ZM239 150V149H238ZM249 150V148H248ZM254 150V149H253ZM259 150V149H258ZM264 150V149H263ZM35 151V150H34ZM119 151V149H118ZM162 151V150H161ZM167 151V150H166ZM234 151V150H233ZM247 151V150H246ZM261 152V149L259 150ZM258 151V152H259ZM21 152V151H20ZM126 152V151H125ZM159 152V150H158ZM222 152V150H221ZM235 152V151H234ZM233 152V153H234ZM259 152V153H260ZM56 153V152H55ZM156 153V152H155ZM165 153V151H164ZM169 153V152H168ZM257 153V152H256ZM12 154V153H11ZM16 154V153H15ZM118 154V153H117ZM148 154V153H147ZM240 154V153H239ZM253 154V153H252ZM262 155H264L261 152ZM260 154V155H261ZM38 155V154H37ZM54 155V154H53ZM222 155V154H221ZM232 155V154H231ZM235 153L232 155L234 157ZM249 155V153L247 154ZM259 155V154H258ZM259 155V156H260ZM153 156V155H152ZM155 156V155H154ZM162 156V155H161ZM160 156V157H161ZM240 156V155H239ZM13 157V156H11ZM58 157V156H57ZM147 157V156H146ZM248 157V156H247ZM250 157V156H249ZM254 157V155H253ZM261 157V156H260ZM264 159V156H262ZM31 158V157H30ZM258 158V157H257ZM12 159V158H11ZM16 159V158H15ZM37 159V158H36ZM35 159V160H36ZM121 159V158H120ZM154 159V158H153ZM234 159V158H233ZM237 159V158H236ZM262 159V160H263ZM35 160H33L35 162ZM222 160V159H221ZM224 160V158H223ZM226 160V159H225ZM235 160V159H234ZM240 160V159H239ZM257 160V159H256ZM261 160V159H260ZM259 160V161H260ZM14 161H18V160H14ZM24 161V160H23ZM81 161V160H80ZM79 161V162H80ZM122 161V160H121ZM157 161V159H156ZM203 161V160H202ZM233 161V160H232ZM249 161V160H247ZM244 162L245 166L242 165V160H241V166L244 168H249V162ZM255 161V160H254ZM21 162V161H20ZM82 162V161H81ZM154 162V161H153ZM225 162V161H224ZM236 162V160H235ZM238 162V160H237ZM8 163V161H7ZM6 163V164H7ZM12 163V162H11ZM19 163V162H18ZM152 163V162H151ZM165 162H163L164 164ZM167 163V162H166ZM202 163V162H201ZM204 163V162H203ZM217 165L215 166L216 170L220 173H222L223 171V167L222 165L216 160ZM227 163V162H226ZM261 163V162H260ZM78 164V163H77ZM156 164V163H155ZM66 165V163H65ZM145 165V164H144ZM233 164L231 163V166ZM235 165V164H234ZM254 165V164H253ZM263 163L260 164L261 166V176L258 177L257 179V184L256 186H264V165ZM9 166V165H7ZM12 165H10L11 167ZM28 166V165H27ZM148 166V165H145ZM237 166V165H236ZM257 170L259 171V167ZM52 167V166H51ZM141 167H143L141 165ZM153 167V166H152ZM151 167V168H152ZM165 167V165H164ZM208 167V166H207ZM174 168V167H173ZM176 168V167H175ZM239 168V167H238ZM9 169V168H8ZM129 169V168H128ZM144 169V168H143ZM149 168H147L148 170ZM156 169V168H155ZM170 169V168H169ZM183 169V168H182ZM200 169H204V168H200ZM240 169V168H239ZM251 169V167H250ZM15 170V169H14ZM67 170V168H66ZM68 170L69 166H68ZM208 170V169H207ZM215 170V171H216ZM255 169V171H257ZM27 171V170H26ZM35 171V170H33ZM64 171V170H63ZM141 171V170H140ZM143 171V170H142ZM241 171V169H240ZM244 171V170H243ZM253 171V169L251 170ZM24 172V171H23ZM70 172V171H69ZM74 172V171H73ZM145 172V171H144ZM160 172V173H159ZM163 172V171H162ZM261 172V171H259ZM257 172V173H259ZM38 173V172H36ZM141 173V172H140ZM166 173V172H164ZM162 173L159 170L158 167V171H151L148 173V176H146L148 182H150V184L152 185L151 188H153L156 191H161V195L163 194L162 191H165L164 189L168 186H166L167 183V178H166V174ZM246 173V172H245ZM27 174V173H26ZM25 174V175H26ZM142 174V173H141ZM203 174V173H201ZM247 174V173H246ZM252 174V173H251ZM254 174V173H253ZM38 175V174H37ZM73 175V174H72ZM119 175V176H118ZM139 175V174H138ZM169 175V174H168ZM200 175V174H199ZM250 175V174H249ZM260 175V174H259ZM43 176V175H42ZM67 176V175H66ZM134 176L135 173H134ZM244 176V175H242ZM11 177V175H10ZM39 177V176H38ZM37 177V178H38ZM225 177V176H224ZM223 177V179H224ZM233 177V176H232ZM238 177V176H237ZM252 177V176H251ZM120 178V179H119ZM226 178V177H225ZM35 179V178H33ZM145 179V180H146ZM186 178V182H187ZM238 179V178H237ZM240 179V178H239ZM251 179V178H250ZM136 180V179H134ZM222 180V179H221ZM226 180V179H224ZM248 180V178H247ZM180 181H183L182 179ZM185 181V180H184ZM234 187L235 189H240L239 185L240 183L237 180H234ZM245 181V180H244ZM254 181V180H253ZM256 181V180H255ZM254 181V182H255ZM11 182V181H10ZM24 182V181H23ZM27 182V180H26ZM99 182V183H97ZM141 182V181H140ZM145 182V181H144ZM177 182V181H176ZM250 182V181H249ZM63 183V182H62ZM66 183V182H65ZM123 183V182H121ZM126 183V182H125ZM123 183V185L125 184ZM168 183H174V182H168ZM179 183V182H178ZM222 183V182H221ZM242 183V182H241ZM99 184V185H98ZM147 185H149L148 183H146ZM229 184H231V182H229ZM245 184V183H244ZM254 184V183H253ZM55 185V184H54ZM127 185V184H125ZM130 187L135 186L129 184ZM180 185V183H179ZM183 185V184H182ZM197 185V184H196ZM232 185V184H231ZM232 185V186H233ZM9 186V185H8ZM114 186V188H115ZM171 186V185H170ZM173 186V185H172ZM176 186V183H175ZM255 186V185H254ZM78 187V186H77ZM103 187V188H104ZM136 187V186H135ZM150 186H147L148 188V192L151 191L152 189L149 188ZM179 187V186H178ZM233 187V188H234ZM245 187V185H244ZM252 187V186H251ZM66 188V187H65ZM121 188H126V187H122ZM120 188V189H121ZM137 188V187H136ZM195 188V186L193 184H191V182H187L184 184L183 188L177 193L178 195V200L179 201H185L187 200V198L191 195L192 190ZM253 188V187H252ZM110 189V188H108ZM107 189V190H108ZM129 189V188H128ZM146 189V188H145ZM167 189V188H166ZM180 189V188H179ZM221 189V188H220ZM258 189V188H257ZM261 189V188H260ZM259 189V190H260ZM263 189V187H262ZM261 189V190H262ZM105 190V189H103ZM119 190V188H118ZM243 190V189H242ZM246 190V189H245ZM249 190V189H247ZM246 190V191H247ZM11 193H9V195L12 197H16L17 195L20 196L22 195V193H30L32 196H34L36 202L42 206V207H49V209L51 208L53 210V212H60L62 211V208H60L58 206V200H56V198L54 199L52 195H49L47 192H45L41 187L36 186L34 184L31 183H22L21 184H16L15 186L12 187L11 189ZM110 191L112 192V189H110ZM124 191V190H123ZM127 193H124L125 196H129L130 201L134 202L136 205L138 206H145L146 204V196H144L139 190L135 189V188H131L129 190H126ZM109 192V191H108ZM114 192V191H113ZM152 192V191H151ZM167 192V191H166ZM223 192V191H222ZM243 192H245L243 190ZM67 193V192H66ZM117 193V192H116ZM120 193V194H121ZM144 193V192H143ZM153 193V192H152ZM156 193V192H155ZM249 193V192H248ZM254 193V192H253ZM119 194V193H118ZM242 194V193H241ZM102 195V194H101ZM147 195V194H146ZM157 195V194H156ZM155 195V196H156ZM167 194H165L164 197H166ZM226 195V194H225ZM244 195V194H243ZM4 196V195H3ZM149 197H152L151 194L147 195ZM257 196V195H256ZM248 196L247 202H246V209H247V213L255 218L256 221V226H257V231L259 233V237H260V242H257L253 237H247V242H248V246H249V251H248V257L249 259H251V262H257L262 260L260 258H264L261 255H264V193H262L260 196ZM125 197V198H126ZM226 197V196H225ZM157 198V197H156ZM159 198V197H158ZM175 198V197H173ZM241 198V196H240ZM58 199V198H57ZM128 199V198H127ZM151 199V198H150ZM148 199V202L149 200ZM227 199V198H226ZM166 200V199H165ZM172 200V199H171ZM177 200V199H176ZM230 200V199H229ZM240 199H238L237 201H239ZM26 201V200H25ZM33 201V200H32ZM125 201L127 202V200L125 199ZM152 201V200H151ZM154 201H156V199L154 198ZM153 201V202H154ZM231 201V200H230ZM235 201V200H233ZM61 202V201H60ZM158 202V199H157ZM185 203V202H183ZM75 204V203H74ZM79 205V204H78ZM149 205V204H148ZM147 205V206H148ZM178 205V204H176ZM182 205V204H181ZM239 205V204H238ZM242 205V204H241ZM240 205V206H241ZM73 206V205H72ZM159 206H161L159 204ZM155 207V206H154ZM158 207V206H157ZM235 207V206H234ZM237 207V206H236ZM139 208V207H138ZM150 208V205H149ZM190 208V207H189ZM223 208V207H222ZM243 208V207H242ZM75 210V209H74ZM155 210V209H154ZM159 210V208H158ZM193 210V209H192ZM190 210V211H192ZM245 210V209H243ZM189 211V209H188ZM230 211V210H229ZM188 213V212H187ZM195 213V212H193ZM192 213V214H193ZM243 214V213H242ZM188 216V214H187ZM201 216V215H200ZM224 216V215H222ZM243 216V215H242ZM240 216V217H242ZM202 217V216H201ZM207 217V216H206ZM228 217V216H227ZM23 224H25L27 226L28 231H29V238L31 240L32 243V239H33V246H32V251L34 253L35 258H33V261L31 260L32 264H150V262L148 261L147 258H143L141 257L134 249V233L133 231L130 229V226H126L124 223L118 222L115 226H111V224H109L108 222H106L105 220L99 219L98 217L91 215V214H76V215H64L61 216L60 219H56V222H43V221H36L33 219H26V218H22L21 216L17 217ZM204 218V217H203ZM226 218V216L224 217ZM244 218V217H243ZM246 219V218H245ZM249 219V218H248ZM191 220V219H190ZM205 220V219H204ZM226 219H224L223 221H225ZM212 221V220H209ZM195 222V221H192ZM204 223V222H203ZM242 223V222H241ZM205 224V223H204ZM217 224V223H216ZM238 225V223L236 224ZM194 226V225H193ZM245 226V225H243ZM197 227V226H196ZM221 227V226H220ZM225 227V226H224ZM240 227V226H239ZM195 228V227H194ZM222 228V227H221ZM242 228V227H241ZM197 229V228H196ZM237 229V226H236ZM223 230H225L223 228ZM229 230V229H228ZM241 230V229H240ZM246 230V229H245ZM193 231V230H192ZM202 231V230H201ZM207 231V229H206ZM205 231V232H206ZM226 231V230H225ZM256 231V232H257ZM204 233V232H203ZM219 233V232H218ZM229 242L232 243H236L237 239H238V233L235 229H233L231 232L229 231ZM244 233V232H243ZM205 234V233H204ZM240 234V233H239ZM214 235V234H213ZM225 234H223L224 236ZM244 235V234H243ZM256 235V234H255ZM246 236V234L244 235ZM200 237V236H198ZM203 237V235H202ZM206 237V236H205ZM209 237V236H208ZM219 237V236H218ZM217 237V238H218ZM224 238V237H223ZM202 239V238H201ZM210 239V238H209ZM137 242V238L135 239ZM218 240V239H217ZM222 240V239H221ZM224 240V239H223ZM219 241V240H218ZM211 242V241H210ZM222 242V241H221ZM226 242V241H225ZM262 242V243H261ZM214 243V242H213ZM212 243V245H213ZM228 244V241L226 242ZM246 243V241H245ZM261 243V244H259ZM225 244V243H224ZM138 245V244H137ZM238 245V244H237ZM214 246V245H213ZM212 246V247H213ZM232 247V246H231ZM240 247V246H238ZM218 249V248H216ZM222 250V249H221ZM242 250V249H241ZM240 250V251H241ZM173 251V250H172ZM217 251V250H216ZM225 251V249H224ZM246 251V249H245ZM191 252V251H190ZM194 252V251H192ZM191 252V253H192ZM228 252V251H227ZM224 254V253H223ZM213 255V254H212ZM222 256V254H220ZM167 257V256H166ZM204 257V256H203ZM213 257V256H212ZM229 257V256H228ZM210 259V258H208ZM166 260V259H165ZM164 261V260H163ZM217 261V260H215ZM18 260L16 258H5L4 254H3V247L0 244V264H17ZM163 263V262H162ZM198 263V262H197ZM201 263V261H200ZM205 263V262H204ZM210 263V262H209ZM208 263V264H209ZM213 263V262H212ZM168 264V263H167ZM179 264V263H178ZM251 264V263H250ZM254 264V263H253Z\"/></svg>",
  "mask_w": 264,
  "mask_h": 264
}]
</instances>
